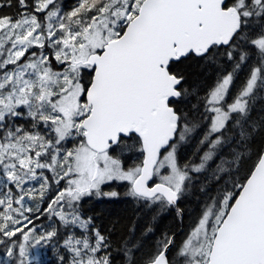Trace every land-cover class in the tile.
<instances>
[{
	"label": "snow or ice",
	"instance_id": "6c2138e0",
	"mask_svg": "<svg viewBox=\"0 0 264 264\" xmlns=\"http://www.w3.org/2000/svg\"><path fill=\"white\" fill-rule=\"evenodd\" d=\"M193 59L201 86L175 70ZM257 136L264 0H0V264H264ZM201 177L216 195L139 258L85 212L118 182L182 220Z\"/></svg>",
	"mask_w": 264,
	"mask_h": 264
},
{
	"label": "trees",
	"instance_id": "16d2710c",
	"mask_svg": "<svg viewBox=\"0 0 264 264\" xmlns=\"http://www.w3.org/2000/svg\"><path fill=\"white\" fill-rule=\"evenodd\" d=\"M68 8L75 6L77 0H61ZM5 12L10 11L5 9ZM175 70L184 73L189 85L201 86L210 81L215 73V69L206 66L197 60H188L177 64ZM264 146V137L257 136L254 147L259 149ZM191 148L186 149L185 156L191 155ZM201 182L206 186L207 195L200 191V184L180 202V207L184 209L183 219H179L174 210L168 209L154 213L150 209L137 205L133 200L124 195L126 186L118 182H113L110 186H105L104 191H116L120 195L115 198L98 197L90 199L84 206L87 215L92 216L97 226L105 234L111 235L114 244H119L123 240H139L142 243L139 258L144 253L151 250L152 246L163 233H176L177 241L180 240L182 233L194 223L199 215V210L208 196H215L217 185L211 180L201 177ZM146 226H151L154 231L148 235H143ZM117 264H123L120 254L114 252ZM47 264H59L55 250H47Z\"/></svg>",
	"mask_w": 264,
	"mask_h": 264
},
{
	"label": "rangeland",
	"instance_id": "374dc122",
	"mask_svg": "<svg viewBox=\"0 0 264 264\" xmlns=\"http://www.w3.org/2000/svg\"><path fill=\"white\" fill-rule=\"evenodd\" d=\"M47 251V250H46Z\"/></svg>",
	"mask_w": 264,
	"mask_h": 264
}]
</instances>
